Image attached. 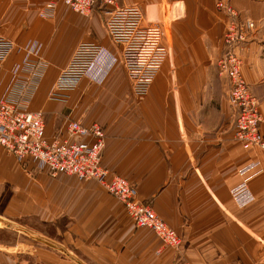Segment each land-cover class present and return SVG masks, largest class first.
I'll return each instance as SVG.
<instances>
[{"label":"crops","instance_id":"crops-1","mask_svg":"<svg viewBox=\"0 0 264 264\" xmlns=\"http://www.w3.org/2000/svg\"><path fill=\"white\" fill-rule=\"evenodd\" d=\"M50 2L56 10L46 19L41 11ZM230 4L258 26L242 52V73L260 102L264 138V0ZM118 6L140 7L146 21L164 31L168 55L142 99L132 94L100 3L84 16L63 0H0V33L17 45H41L47 68L29 110L44 114L46 138L79 140L68 134L72 121L100 125L109 179L133 184L181 245L165 246L151 229L137 228L99 182L52 177L33 163H18L0 145V219L23 228L10 227L16 239L0 242V264H264V150H245L234 137L228 83L217 66L226 18L216 0H118ZM84 42L106 48L115 66L102 83L83 79L66 102L50 100L57 77ZM20 60L13 54L3 64L0 99ZM243 183L253 200L240 207L231 192Z\"/></svg>","mask_w":264,"mask_h":264},{"label":"built area","instance_id":"built-area-1","mask_svg":"<svg viewBox=\"0 0 264 264\" xmlns=\"http://www.w3.org/2000/svg\"><path fill=\"white\" fill-rule=\"evenodd\" d=\"M63 2L71 11L84 16H90L100 3L106 17L105 29L111 41L121 48V60L131 81L132 94L137 98L146 96L168 55L162 45L164 31L161 25L147 22L140 7L118 6V0ZM216 8L226 18L222 56L217 66L220 76L226 78L228 83V102L235 119V140L245 150H264V138L260 133V102L242 73V52L249 39L258 31V26L251 19L242 20L230 0H216ZM55 10L56 3L50 2L41 11V16L51 18ZM40 52L41 45L37 42L21 46L0 33V70L13 54L21 56L12 70L11 87L0 99V145L18 163H33L37 171H46L52 177L71 175L81 181L99 182L125 206L137 228L151 229L165 246L179 247V234L149 204L139 200L137 188L133 184L119 176L109 179V171L102 166L106 135L100 125L86 127L79 121H72L67 127L68 134L79 140L56 138L51 141L46 138L44 114L29 110L47 68ZM116 62V57L101 45L94 42L79 44L57 77L50 100L66 102L69 94L85 78L102 83ZM88 137L90 142L84 140ZM253 167L247 166L241 173L246 174ZM231 193L240 207L249 205L253 200L247 183Z\"/></svg>","mask_w":264,"mask_h":264},{"label":"rangeland","instance_id":"rangeland-1","mask_svg":"<svg viewBox=\"0 0 264 264\" xmlns=\"http://www.w3.org/2000/svg\"><path fill=\"white\" fill-rule=\"evenodd\" d=\"M135 98L142 99V98H137V97ZM10 227H12V229L15 230L16 232H23V228L21 226H17L16 224H13V223L11 224V222H9L8 220L0 219V242L8 243V242H13L16 239Z\"/></svg>","mask_w":264,"mask_h":264}]
</instances>
